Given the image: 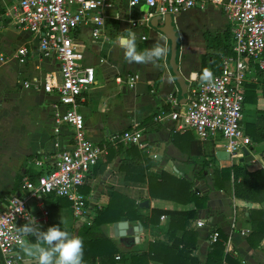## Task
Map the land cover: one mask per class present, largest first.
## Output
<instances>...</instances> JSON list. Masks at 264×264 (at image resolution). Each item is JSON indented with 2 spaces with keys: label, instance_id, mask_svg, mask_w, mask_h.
Instances as JSON below:
<instances>
[{
  "label": "crops",
  "instance_id": "0c3cea01",
  "mask_svg": "<svg viewBox=\"0 0 264 264\" xmlns=\"http://www.w3.org/2000/svg\"><path fill=\"white\" fill-rule=\"evenodd\" d=\"M16 1L0 0V11ZM108 4L105 9V35L99 39L84 35L83 32L87 29L92 32V24L82 25L76 31L79 47L84 53L83 63L95 66L97 78L96 84L82 95L79 109L85 116L87 137L101 145L108 143L111 135L139 126L157 110L163 111L167 107L175 109V100H181V90L169 64L170 41L144 20L148 11L146 4L133 8L126 0H108ZM174 24L179 35V67L190 85L191 81L199 80V74H202L208 63L205 54L219 52L225 43L232 45L231 22L218 6L209 4L205 9L193 7L174 15ZM130 32L137 35L136 45L139 51L151 48L159 37L167 39L168 54L158 62L159 69H153L151 65L128 63L124 59L120 38ZM39 43V34L10 25L8 19L0 22V208L9 197L22 192L25 176L30 177L40 172L32 164L35 158H39L35 155L49 157L71 142V129L68 126H61L60 134L54 133L53 110L55 104L59 105L57 93H47L42 88H25L23 85L25 81L34 85L36 82H43L48 73H59V60L43 56ZM22 47L28 50L24 62L15 55ZM212 62L211 58L209 63ZM212 72L215 75L216 72ZM194 73L197 74L196 79L193 78ZM130 74L138 75L134 83L128 80ZM263 79L264 76H256L248 83L255 87L246 91L242 123L252 143L243 148L237 157H232L226 150V142L222 137L201 140L191 130L188 131L194 135L195 143H190L189 139H180L181 149L172 135L187 131L175 130V124L171 120L158 122V127L148 131L140 128L144 130L145 140L149 144L146 150L152 159V171L189 176L195 181L201 195L210 197L208 208L199 209L198 219L190 222V228L198 233V254L204 264L211 244L209 235L215 228H220L228 236L227 250L234 251L242 264H264V238L256 246L248 241L255 229L249 211L262 209L264 203L236 205L231 193L214 190L209 177L199 178L198 169L189 160L190 153L192 156H201L203 153V156L213 155L216 164L221 167L242 163L251 171L264 169V139L257 140L255 137L259 133L256 123L261 117L260 112L264 111ZM60 106V110L64 111L66 107ZM56 143L59 144L58 147ZM108 155L107 148L98 163L107 162ZM121 158L116 155L108 162L106 171L102 174L95 175L92 169L89 182L80 188L82 193L85 187L91 189L89 194L83 193L91 203L89 205L88 202L85 216L77 217L67 198L69 206H55V198H45L44 203L49 209V223L42 226V230L46 231L63 219L67 222V230L77 234L82 225L91 224L95 215L93 207L107 205L112 190L122 192L138 203L148 200L149 209L195 208L194 203L182 204L151 198L146 184L125 180L124 173L119 170ZM33 202L30 204L31 212H40L38 202ZM200 219L205 222L203 226L197 223ZM160 220V224L150 228L144 227L140 221L122 220L104 224L102 229L114 240L121 253L142 252L148 250L150 241H169L166 236L168 217L163 216ZM61 227L65 225L62 224ZM24 257L32 261L31 258ZM118 264L132 263L121 261Z\"/></svg>",
  "mask_w": 264,
  "mask_h": 264
},
{
  "label": "built area",
  "instance_id": "2783aa9c",
  "mask_svg": "<svg viewBox=\"0 0 264 264\" xmlns=\"http://www.w3.org/2000/svg\"><path fill=\"white\" fill-rule=\"evenodd\" d=\"M126 1L132 8L146 4V22L156 15H176L193 7L205 9L209 4L218 6L229 18L233 54L224 57L222 70L214 75L215 86H202L198 79L191 81L187 102L180 104L179 110L161 111L155 120H171L175 130H191L201 140L220 136L232 157L240 155L243 148L252 143L242 123L247 84L256 76H264V0ZM108 6V0H17L0 11V22L8 19L10 25L39 34L42 55L59 60L58 75L48 73L43 82L32 85L25 81L23 85L42 88L47 93L55 91L59 105L55 104L53 110L54 133L60 134L63 125L71 129L68 146L59 148L49 157L35 158L33 166L43 173L34 179L25 176L22 192L9 197L0 208V253L4 264H26L28 261L16 242V229L27 222L26 217L36 218L41 226L49 223L45 198H67L77 217L87 214L89 198L80 188L89 182L92 169L107 152V146L89 139L85 132L80 100L84 92L96 84L97 78L95 66L83 63L84 53L76 31L82 25L92 24V35L99 39L104 34ZM27 53V48L22 47L15 55L24 62ZM137 79L136 74L128 76L131 83ZM175 104L179 102L175 100ZM60 105L66 107L64 111L60 110ZM117 140L143 147L145 132L133 127L111 135L108 142ZM32 199L40 205V212H31ZM197 223L205 224L201 219ZM217 238L218 233L211 232L209 242Z\"/></svg>",
  "mask_w": 264,
  "mask_h": 264
},
{
  "label": "trees",
  "instance_id": "16d2710c",
  "mask_svg": "<svg viewBox=\"0 0 264 264\" xmlns=\"http://www.w3.org/2000/svg\"><path fill=\"white\" fill-rule=\"evenodd\" d=\"M232 54V45L226 43L221 46L219 52L205 54V59L208 60L205 69L211 68V71L218 74L222 70L224 57ZM211 58L213 62L209 63ZM252 87L255 86L247 84V89ZM165 110L170 111L171 108L167 107L163 111ZM160 112V110H157L137 128L148 131L158 127L155 118ZM260 113L261 117L256 123V129L259 131L255 135L257 140L264 139V111ZM131 128L133 127L128 129ZM172 138L181 149L180 139H189L192 144L196 141L190 131L184 134L175 133ZM106 144L109 150L107 162L101 161L94 166L93 172L95 175L104 173L108 162L119 155L122 157L119 170L124 173L126 181L146 184L151 198L167 199L182 204L194 203L195 208L190 210L149 209L141 207L140 203L134 198L112 190L107 205L93 207L95 215L91 224L85 223L76 234L84 240L85 264H118L121 261L132 264H204L198 254V233L190 228V222L198 219L199 209L208 208L210 197L201 195V191L195 186V181L186 175L177 176L167 171H152V159L146 150L149 146L146 140L143 147L126 145L119 140ZM201 156H203V153ZM201 156L200 154L192 156L190 153L189 160L198 169L197 175L199 178L209 177L214 190L231 193L235 204L238 206H247L249 203L255 202L264 203V169L251 171L242 163L221 167L216 164L213 155H204L199 160ZM35 157H40V154L35 155ZM42 173L41 171L32 174L30 177L34 179ZM90 191V187H85L83 193L89 194ZM52 198H55L53 201L55 206L70 205V202L64 197ZM89 205H91L90 202ZM249 212L251 223L255 226V229L249 235L248 241L251 245L256 246L264 238V207L258 210L250 209ZM163 216H167L169 220L166 228V236L169 241L158 239L150 241L147 251L121 253L114 240L102 229L104 224L122 220L140 221L144 227L150 228L152 225L160 224V219ZM68 231L72 232V230ZM215 231L218 233V238L210 244L205 264H242L241 259L237 257L234 251L227 250L228 236L220 228H215L211 232ZM256 240L258 241L257 244L255 243ZM0 264H4L1 253Z\"/></svg>",
  "mask_w": 264,
  "mask_h": 264
},
{
  "label": "clouds",
  "instance_id": "9594fccd",
  "mask_svg": "<svg viewBox=\"0 0 264 264\" xmlns=\"http://www.w3.org/2000/svg\"><path fill=\"white\" fill-rule=\"evenodd\" d=\"M136 40L135 32L120 38L124 59L128 63L151 65L153 69H159L158 62L168 54L167 39L159 37L151 48L143 51L138 50ZM193 78L196 79L197 74L194 73ZM198 78L202 86L213 87L216 84L214 74L209 69H204ZM26 219L27 222L16 229V242L22 253L31 258L33 264H85L84 240L67 230L66 221L61 219L59 224L44 231L36 218ZM62 224L65 227L62 228Z\"/></svg>",
  "mask_w": 264,
  "mask_h": 264
},
{
  "label": "water",
  "instance_id": "95a60500",
  "mask_svg": "<svg viewBox=\"0 0 264 264\" xmlns=\"http://www.w3.org/2000/svg\"><path fill=\"white\" fill-rule=\"evenodd\" d=\"M149 26L156 29L157 31L164 34L167 39L170 41V56H169V64L172 69V72L175 75V79L177 84L181 90V100L178 105L175 106L176 110L180 109V104L187 102V93L189 89V83L187 82V78L182 74L179 67V35L174 24V15L167 14L165 16L156 15L147 22ZM190 178L189 176H187ZM141 207H148L149 201L145 200L140 203ZM32 261H27L26 264H32Z\"/></svg>",
  "mask_w": 264,
  "mask_h": 264
},
{
  "label": "rangeland",
  "instance_id": "374dc122",
  "mask_svg": "<svg viewBox=\"0 0 264 264\" xmlns=\"http://www.w3.org/2000/svg\"><path fill=\"white\" fill-rule=\"evenodd\" d=\"M83 34L84 35H86V36H92L93 37V35H92V32H91V30L90 29H87L85 32H83ZM56 126L54 125V128H55ZM32 202H33V200H31L30 201V204L32 205ZM34 203V202H33Z\"/></svg>",
  "mask_w": 264,
  "mask_h": 264
}]
</instances>
